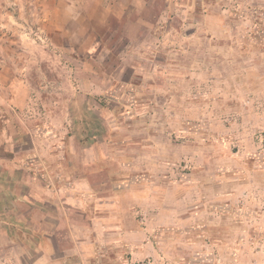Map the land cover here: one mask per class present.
Masks as SVG:
<instances>
[{"label": "rangeland", "instance_id": "1", "mask_svg": "<svg viewBox=\"0 0 264 264\" xmlns=\"http://www.w3.org/2000/svg\"><path fill=\"white\" fill-rule=\"evenodd\" d=\"M39 10L0 0V264L80 213L149 247L94 264H264V0Z\"/></svg>", "mask_w": 264, "mask_h": 264}, {"label": "crops", "instance_id": "2", "mask_svg": "<svg viewBox=\"0 0 264 264\" xmlns=\"http://www.w3.org/2000/svg\"><path fill=\"white\" fill-rule=\"evenodd\" d=\"M88 0H39V12L41 13L43 22L41 27L45 31H65L66 28L59 20L64 14L69 20H75L79 16H83ZM48 17L52 21H47ZM17 169L24 170L22 166L17 165ZM42 191L45 189L42 188ZM29 204H32L29 197L25 198ZM35 201V200H34ZM41 201V200H40ZM37 200L36 202H40ZM46 200L43 199V202ZM81 223L68 217H52L43 216L42 223H39L38 228L26 231L21 237L30 240L32 247L26 251V246L23 250L18 249L16 260L18 264H24L26 253L33 255L31 264H94L93 256L96 249V244L104 241L103 245H109L114 239L121 240L128 245L133 246V254L139 255L143 250H148L146 243L139 242L138 237H141L142 231L126 232L124 228L116 227L115 229L108 228V223L103 219H87L82 213ZM53 219L54 224L46 221V218ZM25 222V220H23ZM41 222V221H40ZM44 225H52L51 230H46ZM148 229L143 231L147 237ZM128 241V242H127ZM138 241V242H136ZM23 245V243H20ZM68 244V246H61ZM151 253V252H149Z\"/></svg>", "mask_w": 264, "mask_h": 264}]
</instances>
